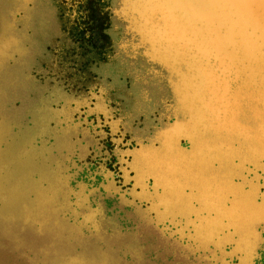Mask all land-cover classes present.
Listing matches in <instances>:
<instances>
[{
  "label": "water",
  "instance_id": "1",
  "mask_svg": "<svg viewBox=\"0 0 264 264\" xmlns=\"http://www.w3.org/2000/svg\"><path fill=\"white\" fill-rule=\"evenodd\" d=\"M110 12L122 24L119 51L130 45L123 53L140 57L164 89L159 122L125 148L133 198L156 227L183 203L190 212L170 222L178 235L245 260L264 236V0H116ZM37 136L0 138V209L15 205L16 171ZM42 180L32 178L35 202L45 198ZM30 208L20 223H0L33 230Z\"/></svg>",
  "mask_w": 264,
  "mask_h": 264
},
{
  "label": "rangeland",
  "instance_id": "2",
  "mask_svg": "<svg viewBox=\"0 0 264 264\" xmlns=\"http://www.w3.org/2000/svg\"><path fill=\"white\" fill-rule=\"evenodd\" d=\"M115 2H116V0H104V2L100 4V7H101V9H104V11H105L106 7L114 6ZM0 5H1V3H0ZM20 5L16 6V8H15L16 11L19 12V16L22 15L21 10H26L28 8V6L26 4H20ZM12 7H13V5L10 4L9 2H7L4 9L6 10V12H9V13L13 12L12 17H13V20L15 21V19H18V17L14 15L16 11L14 9L11 10ZM106 12L108 14L111 13L110 11H107V10L105 11V13ZM14 21H13V24H11V26H15ZM118 23H120V22L116 21L114 19V17L111 15L110 25L107 28H105V30L107 32H109V35H108V37L100 36L102 38V40L97 45L98 51L90 54L91 58L89 61H87V65H89L93 69H96L98 72V74L94 77V80L97 81L98 83L94 82V81L92 83H90V85L88 86V90H90L93 87H97L99 93L102 96L104 94L103 92L105 91L107 94V91L102 87L101 84L106 86L108 89L114 88L115 92L112 93V95L114 97L116 96L118 98V100L120 101V105H119L120 108L115 104L110 105L111 106L110 107L111 109L109 108V111L111 112L110 113L109 111L105 112L102 110V112H101V110H98V109L96 110L92 107L89 108L84 103L79 104L80 106H78L77 105L78 102H84V100L86 98L91 99L92 93H90L89 96L85 95L86 93H83L84 96L82 97L80 95H72L73 94L72 92L68 93L69 95L66 96L68 99V101H67L68 106L62 105L63 109L60 110L58 115L51 114L50 116H47V120H46V118L43 117V109L42 108L44 107V105L42 102L39 105H38V103H35L34 105L30 106V108L36 107V116H37L36 118H37V120L35 123L38 122L37 123L38 126L49 125L51 127L50 134L51 135L55 134V132L57 134H59L61 136V137H58L59 142H61L60 145L62 146L63 149L68 150V151H66L64 162L66 165L65 172H67L69 174L70 178L72 177L69 186L75 187V186L79 185L80 186V195H82V197L84 196V198H83L84 200L87 198L86 195L87 196L92 195L91 197L88 196L89 198H87L88 200L90 199L89 202L91 204H93L94 201H96V202L101 201L102 206L104 208V211L107 213L112 224L115 227H117L121 232H123L124 235L129 236L132 234V232H135L134 233L135 238H136L135 242H136V246H137L138 251H139V255L137 258H136V256H134L130 252H124L123 251L124 250L123 245H119L118 249H116V251L109 250L110 251L109 253H96L94 258H95L96 262H98V264H192L189 261V257L195 256L194 254L198 255L197 253L201 252L202 254L200 256L203 257V256H210L213 252L212 253L205 252L204 250L207 246L204 244H200L196 247H194L195 246L194 245V246H191V248L185 250L186 253L188 254V257L186 256V258H187L186 259L182 255L178 254V251L172 250L170 243L175 245V243L177 242V239L172 238L175 240L166 241L163 238H161L160 236H158V232L152 226H150V225L141 226L137 221V217H136V214L134 213V211L130 207H126L120 201L115 202L113 200H110V201L104 202L102 199H100L102 197V194H110V195H115L122 202H126V201H128L129 203L132 202L131 204L135 203L134 205H136L137 207H141L140 204L137 203L134 199L131 200V197H130L131 193L127 192V190L125 191V189L118 188L119 186L117 187L115 185L110 184L111 180L110 181L107 180L105 173L103 171H101V169L98 168L99 165L102 163V160L100 159L101 157L109 155L110 160L111 159L115 160V156H116V154L115 155L110 154L108 150H107L108 154H106L105 148L102 144V141H99V138H103L105 136V133L109 134V132H111L109 127L107 128V125L108 126H109V124L115 125L114 120L116 122L120 123L124 127V129L126 131V135H125L126 137H129V136L131 137L132 135H139L140 137L145 136L151 132L153 125H155L159 122V120L161 118V111L163 109V107H162V101H163L162 99L163 98L162 97L164 96V89H163V86L161 84H159V82L161 80H160L159 76L156 74V72L152 71V69L149 66L146 67L145 66L146 63L140 57L132 58V57H129L123 53V52H125L128 55L132 54V49H131L130 45H126L125 50H124L121 48V46L124 44H122V43L119 44V48L123 52L119 51L116 42L122 38V29H118L116 27V26H118ZM5 26L6 25L2 24L0 21V27H2L5 30ZM11 26L7 25L6 29L12 30ZM9 27H10V29H9ZM102 27H104V26H102ZM113 28H115V29H113ZM9 42L11 43V41H9ZM7 47L8 48H6L4 50L5 55L0 56V87H1V89H7L6 86L9 89H12L13 81H12V78L9 77L11 72H12L10 67L14 66L16 63L21 62V56H22V54H24L26 52V49H27V45H25L24 48L22 45L21 50L19 48H17L16 49L17 51H16V50H14L15 47H14V44H12V43L10 45H7ZM15 52L16 53L20 52L21 54L16 56V57H13L14 55H16ZM53 55H54L53 59H55V60L52 62L50 70L49 69L48 70L52 73L51 78L53 79V86H54L58 81H60V82H63V81H62V79L57 77V76H61L62 70H61V68H59L55 65L56 58L58 56L56 48L54 49ZM83 58H85V57H82V59H81L82 62H86L83 60ZM110 58L113 59V62H112L113 65L107 67L106 66V64H107L106 60H110ZM96 64L98 65L97 68L95 67ZM149 70H150V72H149ZM39 71H40V69H35L34 72H28L26 74V77H32L33 80L35 78H39L38 76H35V72H39ZM53 89L54 88L52 87L51 90H53ZM106 94H104L102 97L105 96L104 97L105 100L107 99L106 101L110 102L111 98L107 97ZM52 98H51V102L55 101V102H53V104L55 103L54 104L55 107L58 106V108H59L60 107V105H59L60 101H58V99L56 97L54 98V96ZM72 99L74 101H72ZM88 99H86V100H88ZM73 102H75V103H73ZM83 104L85 106H83ZM63 110H64V112H63ZM62 114H63V118H62ZM95 114H97V115H95ZM98 114L101 116H99ZM88 115H90V117L85 118ZM119 115H120V117H119ZM113 116H115V117H113ZM103 117H105V118H103ZM54 119H56V120H54ZM67 119H69V120H67ZM76 121H78V122H76ZM80 121H81V123H80ZM84 121H86V122H84ZM60 123H62V124H60ZM63 124H65V125H63ZM104 126L106 128H104ZM67 129H69V130H67ZM50 134H49V136H50ZM57 134H55V135H57ZM83 137H85V138H83ZM76 138H78V139H76ZM65 141H67V142H65ZM85 142H86V144H85ZM87 146H89V147H87ZM110 146H108V147H110ZM82 147L84 148V150ZM69 154H72L74 156L69 155ZM80 155H82V156H80ZM71 156H72V158H71ZM85 156H86V158H85ZM81 157H83L84 159ZM77 158H78V161H77ZM66 163H68V164H66ZM121 167H122V165H121ZM85 171H87L88 173ZM117 174L119 175L120 172H117ZM64 177H65L64 180H68L66 174L64 175ZM119 177H121V174ZM60 181H63V179L61 178ZM120 182H122V181L120 180ZM120 182L117 180V183H120ZM97 183H99V184H97ZM111 185H112V187H111ZM62 189H63V186L60 185V190H62ZM91 190L95 195L91 192ZM88 192H90V193L87 194ZM110 192H112V193H110ZM125 192H127L128 195L124 194ZM121 195H122V197H121ZM23 199L24 198H21L19 200L18 205H19L20 209H22V207L25 203V201ZM60 201H61V203H63L65 200H63L60 197ZM86 204L82 203V205L80 204L81 206L79 205V207H80L79 211L78 210L76 211V213H78V215H86V213L88 212V207ZM65 206L68 207L72 211V216L71 215L69 216L70 212H69V210H67L68 208H63V210H62L61 207L59 206V204L54 205V206H50L49 210H48V213H49L48 215L54 216L55 214H57L58 211H60V214L61 213L62 214L61 215L57 214V215L59 217H62V218H68L66 216H69V217L78 219L79 217H81V216L78 217V215L73 212V210L75 209L76 206L71 205L72 206L71 207L70 205H67V204ZM37 215H39V214H37ZM41 215H43V214H41ZM101 218L99 219V217L96 216V219H95L98 221V224H99L98 229L97 230L87 229L86 233L97 235L99 237H104L105 235H107L106 229L102 226L103 217H101ZM18 227H19V223H17V226L15 228H13V231H15L14 233L21 234L22 233L21 229ZM80 227L82 228V226H80ZM29 233L32 236L33 232L30 231ZM126 238L129 239L130 236L126 237ZM22 240L24 243L21 246V248H19L18 250H13L9 247L10 246L9 240L7 238L3 237L2 235L0 236V264H32V262L29 259L32 252H34L35 249L40 248V246L50 242V241H48L49 238H44L42 240L40 238L29 237L28 235H27V237L22 236ZM2 243H4L5 245H3ZM100 245H101V248L104 247L103 244H100ZM177 246L181 248L180 245H176V247ZM75 248L78 249L79 246H76ZM225 248H227V247H225ZM215 254L216 255L214 256V258H216L217 262H219V263H221L223 260H226V259L228 261V264H230V263L236 264L238 261L237 256L228 255V251L224 250L223 248L221 251L216 250ZM201 263L207 264L205 260H202ZM34 264H36V261H34ZM81 264H93V263L84 261Z\"/></svg>",
  "mask_w": 264,
  "mask_h": 264
},
{
  "label": "bare ground",
  "instance_id": "3",
  "mask_svg": "<svg viewBox=\"0 0 264 264\" xmlns=\"http://www.w3.org/2000/svg\"><path fill=\"white\" fill-rule=\"evenodd\" d=\"M10 14L13 15V12H11ZM5 29H6V26H5ZM9 29H10V27H9ZM125 47H126V45H122L121 46V48L124 49V50H125ZM4 48H8V47L5 46ZM17 48L18 47L16 46L14 48V50H16ZM20 54L21 53L18 52V55H20ZM18 55H14L13 57H16ZM149 72H150V70H149ZM103 93L106 94L105 91ZM93 95H94V93H92L91 96H93ZM106 96L109 97L107 94H106ZM95 97L97 99V96H95ZM104 97H103V99L105 100ZM6 98H7L6 89H1V87H0V138L3 139L1 134H6L7 135V134H10L11 132L15 131L16 129L13 128L14 126H17V130L21 129L22 131H24V134L26 133V135L30 131L32 133H35V135L40 136V137L37 136L36 140H34V143L37 142V145H35L34 152L36 150H38L37 151L38 154L35 153L34 156H32L31 158H28L23 163V165H19L18 168H17L16 175L18 176L19 182H18V184H14V186L17 185L16 189L18 188V190L15 191L14 195L12 196L13 199H15L14 200L15 201V203H14L15 205L13 207H11V208L8 205H6V206H4V208L0 209V219L9 221L10 217H12V219H16L19 222L20 221L19 219H20V216L22 215V211L23 210H21L19 208L18 204H19V200L21 198H24L23 199L25 201L24 204H26V205L31 207L29 210H30V214H32V220H33V223H34L33 224V228L36 229L37 231L38 230H40V231L36 232V231H34V229L33 230L29 229L26 225L22 224L21 227H18L20 229L22 228L21 229L22 233L21 234H19V233L17 234V233H14L15 231H13V228H15L17 226V223H14V222H1L0 223V234L3 237H5V238H7L9 240V242H10V246L9 247L11 249H13V250H18L19 248H21V246L24 243L23 240H22V236L27 237V235H28L29 237L40 238L42 240L44 238H49V240H48V241H50L49 243L40 246V248L35 249L34 252H32L31 256L29 257V259L32 262V264H34V261H36V264H81L84 261H87V262H90V263H93V264H98V262H96V260L94 258L96 253H109L110 252L109 250L116 251V249H118L119 245H123V247H124L123 251L124 252H130L131 254L136 256V258H137L138 255H139V251H138V248H137L136 242H135L136 241L135 234H134L135 232H132V234L129 235L130 236L129 239L126 238V237H129V236L128 235H124L123 232H121L117 227H115L112 224V222L110 221L108 215L104 211V208L102 206L101 201L100 202L94 201V203L91 204L89 202L90 199L88 200L87 198H89L88 196L91 197L92 195H88V196L86 195L87 198L84 200L83 199L84 196L82 197V195H80V186L79 185H77L75 187L69 186L72 177L70 178L69 174L67 172H65L66 165H65V162H64L65 154H66V151H68V150L63 149L62 146L60 145L61 142H59V138L58 137H61V136L59 134H57L56 132H55V134H57V135H55V134L51 135L50 134L51 127L49 125H45V126H41L40 125V126H38L37 125L38 122L35 123L36 120H37V118H36L37 117L36 116V107H34L35 110L33 108L28 107L27 111L25 113L21 114V118H19L18 120L25 119L24 121H22V122H17V120L14 121V118H12L10 116V115H12V112L7 113L4 110V108H5L4 100H6ZM67 101H68V99H67ZM72 101H74V100L72 99ZM53 102H55V101H52V103ZM106 102H107V105L109 106V107H107L108 108L107 110H106V108H104L105 106H103L100 103L96 105V107H98V108L94 107V109L101 110V112H102V110L105 111V112L109 111V108L111 107L110 106L111 105V101L110 102L106 101ZM85 105L83 104V106H85ZM32 110H34V112ZM63 112H64V110H63ZM95 115H97V114H95ZM99 116H101V115H99ZM113 117H115V116H113ZM119 117H120V115H119ZM62 118H63V114H62ZM85 118H87V116ZM103 118H105V117H103ZM69 119H67V120H69ZM54 120H56V119H54ZM76 122H78V121H76ZM84 122H86V121H84ZM80 123H81V121H80ZM114 123H115V125L114 124H112V125L109 124V126L107 125V128L109 127L111 132H109V134L105 133V135H111L110 140L116 145H114L113 147H110V149L105 148V147L104 148H105L106 154H108V151H109L110 154H113V155L116 154L115 160L111 159L112 160V167L109 168V167H107L104 164V161L107 158H110L109 155L101 157L100 159L102 160V163L99 165L98 168L101 169V171H103L105 173V176H106L107 180H109V181L111 180L110 184L115 185L117 187L119 186L118 188L125 189V191L127 190V192L131 193L130 194L131 200L134 199L137 203L140 204L141 207H137L136 205H134L135 203L131 204L132 202L129 203L128 201H126V202H122L121 200H119V201L121 203H123V204L125 203V204L130 205L131 209L136 214L138 223L141 226H144V225L145 226L146 225L152 226L158 232V236H160L161 238H163L166 241H171V240L177 239L178 243L176 242L175 245L170 243V245L172 247V250L178 251V254L182 255L183 257H185V258H186V256L188 257V254L186 253L185 250L191 248V246H194V245H195L194 247H196V246H198L200 244H204V245L207 246L205 248V250H204L205 252H208V253H212L213 252L210 256H203V257L200 256L202 254L201 252L197 253L199 256L194 254L195 256L189 257V261L192 264H204V263H201L202 260H205L207 264H228L227 259L223 260L221 263H219V262H217V259L214 258V256L216 255L215 254L216 250L221 251L223 247H221V249H216V248H214V246L210 242H206L205 243V242H202L200 240H192V241H190L188 238H185L184 236H182L183 234H181V232H180V235H178L176 233L178 228L174 229V227L170 224V222H172L171 221V216L172 215L175 216L177 214L183 215V214H185V211H186V213L190 212L189 209L187 210L185 208V206H182V205H184L183 203L179 202V204H177L176 207L172 206V207L168 208L167 210L165 209V212L167 213V215H168L167 217L168 218L165 217L164 219H162L166 223L162 224L160 227H156L155 225H152V224L149 223V221H150V215H149L150 213L148 211L149 209L144 207L143 203H141L137 199L133 198L134 195H132L133 194L132 190H130V188H132V187L137 188V189H139V187H138V184H137L136 181H134L132 183H128V181H131V180H130V178L127 179L128 176H127L126 170H129V172H130V168L132 167V163L130 161H128L124 157V154L126 153V149H123L121 147V145L130 143V142H132L134 140L137 141L140 138V136L139 135H132L131 137L130 136L126 137L125 136L124 127L120 123L116 122L115 120H114ZM60 124H62V123H60ZM63 125H65V124H63ZM67 130H69V129H67ZM49 134H50V136H49ZM83 138H85V137H83ZM76 139H78V138H76ZM65 142H67V141H65ZM85 144H86V142H85ZM87 147H89V146H87ZM83 150H84V148H83ZM69 155H72V154H69ZM72 156H74V155H72ZM72 156H71V158H72ZM80 156H82V155H80ZM78 158H77V161H78ZM81 158H83V157H81ZM85 158H86V156H85ZM66 164H68V163H66ZM121 165H122V167H121ZM49 167H52V168H49ZM85 172H87V171H85ZM117 172H120L121 177H119L120 174L118 175ZM29 173H40V177L43 180L48 179V181H47V189H45V198H44L43 201L35 202L34 192L32 191V189L36 188V186H33L32 177L30 176ZM113 173L116 174V177L113 176ZM65 174L67 175V179L68 180H64V178H65L64 175ZM61 178L63 179V181H60ZM117 180L119 182L121 180L122 182L116 184ZM48 183H50V185H48ZM97 184H99V183H97ZM60 185L63 186L62 190H60ZM112 185H111V187H112ZM68 188H69V191H68ZM42 190H44V189H42ZM92 190H91V192H92ZM32 192H33V194H32ZM53 193H55V196L51 197V195ZM65 193H68V195H69L68 198L69 199L70 198L74 199L72 203H75V205L76 204L78 205V207L76 206V209L73 210V212L75 214H77V215H78V213H76V211L77 210L79 211V208H80L79 205L80 204L82 205V203H85V204L87 203L86 205L88 207V212L86 213V215H78V217L81 216L78 219L69 217L70 215L72 216V211L68 207L65 206L66 205L65 201L63 203H61V201H60V197L63 200L66 199L65 198ZM89 193L90 192H88L87 194H89ZM110 193H112V192H110ZM46 196H47V198H46ZM121 197H122V195H121ZM58 204H59V206L61 207L62 210H63V208H68L67 210H69V212H70L69 216H66L68 218L59 217L57 214H60V211H58L57 214H55L54 216L48 215L49 214L48 213L49 207L50 206H54V205H58ZM37 214H39V215H37ZM41 214H43V215H41ZM90 216L93 218V222L92 221H86V217H90ZM96 216L99 217V219L101 217H103L102 226L107 231V235H105L104 237H99L97 235L86 233L87 229H89V230L90 229L91 230H97L98 229L99 224H98V221L95 220ZM167 220H169V221H167ZM36 226H39L40 228H37ZM80 226H82V228ZM30 231L33 232L32 236L29 233ZM172 238H175V239H172ZM2 244L5 245L4 243H2ZM100 244H103L104 247L101 248ZM176 245H180L181 248L178 247V246L176 247ZM76 246H79V248L78 249L75 248ZM226 246H227V244L224 245V247H226ZM230 255H235V256L238 257V259H237L238 261H237L236 264H264V236H263V238H261L258 241L256 246L254 247V250H252L250 252V255H248L247 258H245V260H241V256L238 253H230Z\"/></svg>",
  "mask_w": 264,
  "mask_h": 264
},
{
  "label": "flooded vegetation",
  "instance_id": "4",
  "mask_svg": "<svg viewBox=\"0 0 264 264\" xmlns=\"http://www.w3.org/2000/svg\"><path fill=\"white\" fill-rule=\"evenodd\" d=\"M7 2L13 5L11 10L14 9L16 11V6L20 4H26L28 8L26 10H21L22 15L20 16L19 12L16 11L14 15L17 16L18 19L14 21L12 15L4 9ZM103 2L104 0H0L1 23L6 26H11L13 21L15 22V26H11L12 30H4L0 27V56L5 55L4 50L6 48L4 47L11 43L20 50L22 45L23 48L27 45L26 52L21 56V62L10 67L12 72L9 77L12 78L13 81L12 89L6 86L7 98L4 100V110L7 113L12 112L10 116L14 118V121H24L25 119H20L21 121L18 120L21 118V114L25 113L28 107L35 103L39 105L41 102L45 106L43 107L44 118L47 119V116L51 114L57 115L60 110L63 109L62 105L68 104L66 96L71 92L73 95H80L82 97L84 96L83 93H86L85 95L87 96H89L90 93H94L91 99L78 102V106L84 103L89 108H94L100 103L105 106L104 108H106V110L108 109L107 107L109 106L103 97H101L97 87L88 90L90 83L93 81L97 82L94 80V77L98 72L96 69L87 65V61L91 58L90 54L98 51L97 45L102 40L100 36L108 37L109 35V32H107L105 28L110 25L111 13L108 14L107 12L105 13V11H110V7H106L105 11L101 9L100 4ZM116 27L122 29V24L118 23ZM9 41H11V43ZM55 48L58 54L55 65L62 70L61 76L57 77L62 79L63 82L58 81L53 86V79L51 78L52 73L49 70L52 62L55 60L53 59ZM15 54L18 55L16 52ZM82 57H85L83 60L86 62H82ZM106 62L107 67L113 65L112 58L106 60ZM95 67L97 68L98 65L96 64ZM35 69H40L39 72H35V76L39 78L33 80L32 77H26L28 72H34ZM101 85L111 98V105L115 104L119 107L120 101L116 96L114 97L112 95L115 89H108L103 84ZM52 87L54 91L51 90ZM53 96L60 101L59 108L58 106L55 107L51 102ZM95 96H97V99ZM34 110L32 111L34 112ZM89 117L90 115L87 116V118ZM13 128L16 130L10 134H1L2 138L8 139L11 136L28 138L30 136H35V133L30 131L27 135L26 133L24 134V131L21 129L17 130V126ZM104 128L106 127L104 126ZM110 138L111 135H105L103 138H99V141H102L105 148L110 149V147L116 145ZM33 140H36V138ZM35 145H37V142ZM130 145V143H127L121 145V147L125 149ZM37 151L38 150L34 152V155L35 153L38 154ZM104 164L109 168L112 167L110 158H107ZM29 174L33 179L41 178L40 173ZM113 176L116 177V174L113 173ZM130 182L131 181L128 183ZM40 185H47V179L42 180ZM124 194H127V192ZM100 199L104 202L110 200L115 202L119 201L115 195L110 194H103ZM124 205L130 207L128 204L124 203Z\"/></svg>",
  "mask_w": 264,
  "mask_h": 264
}]
</instances>
